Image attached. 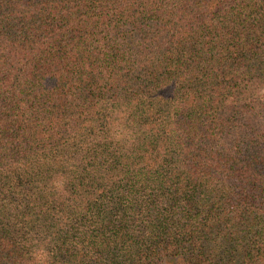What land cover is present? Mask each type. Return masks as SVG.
Listing matches in <instances>:
<instances>
[{"label": "trees", "instance_id": "obj_1", "mask_svg": "<svg viewBox=\"0 0 264 264\" xmlns=\"http://www.w3.org/2000/svg\"><path fill=\"white\" fill-rule=\"evenodd\" d=\"M260 84L264 0H0V264H264Z\"/></svg>", "mask_w": 264, "mask_h": 264}, {"label": "clouds", "instance_id": "obj_2", "mask_svg": "<svg viewBox=\"0 0 264 264\" xmlns=\"http://www.w3.org/2000/svg\"><path fill=\"white\" fill-rule=\"evenodd\" d=\"M254 91L256 92L257 95L264 97V84L255 86ZM54 183L57 185V187H59L61 184V181L60 179H57ZM32 255L34 259L31 262V264H47V254L45 250L43 249V247L35 248L33 250Z\"/></svg>", "mask_w": 264, "mask_h": 264}]
</instances>
